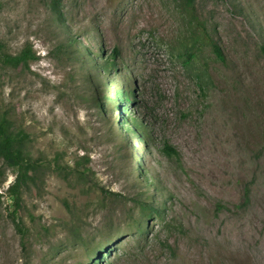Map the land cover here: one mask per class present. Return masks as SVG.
Listing matches in <instances>:
<instances>
[{
  "label": "rangeland",
  "instance_id": "rangeland-1",
  "mask_svg": "<svg viewBox=\"0 0 264 264\" xmlns=\"http://www.w3.org/2000/svg\"><path fill=\"white\" fill-rule=\"evenodd\" d=\"M196 15L227 63L204 46L184 65L181 0H0L3 50L37 56L0 63V106L35 156L86 155L91 169L87 183L45 171L8 191L16 170L0 159V264H264V0H197ZM81 49L117 50L137 107L97 98L102 56ZM131 114L143 139L122 128Z\"/></svg>",
  "mask_w": 264,
  "mask_h": 264
},
{
  "label": "trees",
  "instance_id": "trees-1",
  "mask_svg": "<svg viewBox=\"0 0 264 264\" xmlns=\"http://www.w3.org/2000/svg\"><path fill=\"white\" fill-rule=\"evenodd\" d=\"M181 1L192 27V41L190 45L185 47L186 58L183 60L184 65L190 66L194 57L204 46H207L210 49L216 60L222 63H227V58L224 55L219 43L213 38L205 24L196 15L197 0ZM197 35H199V38ZM261 50L264 53V44L261 46ZM80 53L82 54L80 56L87 55L88 59L92 62H96V55L102 56L103 61L100 66H95V69L98 70L102 77L105 76L106 81H103V83L105 85V89L110 91V94H102L100 97L98 96L97 98H99V100H102L105 103H111L115 109H123V103H129L130 105L137 107L138 103L135 100L133 92L128 86L123 88L125 81H122V85L120 86H118L115 82L117 81V79L114 78L117 77L115 61L118 57L116 49H113L109 54H104L103 49L93 53H90L86 49H81ZM36 58L37 56L32 51L30 46L25 45L18 53L9 54L3 50V45L0 43V63L4 66L11 68H16L20 65L27 66L29 61ZM199 72L197 73V78L204 81L207 77L206 74L204 72H201L200 74ZM111 79H114V82H111ZM94 80L97 81V83L99 82L96 79ZM131 117V124H128L127 122L128 126H126V122H124L125 124H123L122 128L138 137L140 136L143 139L140 119L135 118L133 115ZM29 140L30 139L27 135H25L23 130L15 126V122L11 116V110L7 107L0 106V159H2L3 163L7 167H11L16 170L15 182L9 186L8 191H11L12 188L18 191L27 180L42 181L45 171L54 173L66 181L69 178V175H75L80 182L87 183L90 180L89 175L91 173V169L87 165L89 161L88 156H77L74 159L73 164L70 165L63 161L64 152H55L52 158H42L41 156H35L33 154ZM164 149L168 154L175 153V150L168 144H164ZM155 188L156 194L160 197L161 193H158L156 185ZM100 189L104 193L114 194L112 191L104 190L103 188ZM139 195H143V197ZM248 197L249 190L245 189L242 195L243 201L248 200ZM135 202L139 208L146 213V215L157 217L160 221L164 220V213L166 210L165 205L160 201L149 200V198L147 199L146 191H142L141 194H137ZM63 204L65 205V208L72 213V209L66 200H63ZM90 258H92L93 263H97L98 256L94 252L91 254Z\"/></svg>",
  "mask_w": 264,
  "mask_h": 264
}]
</instances>
